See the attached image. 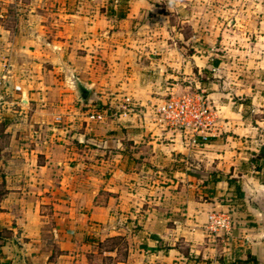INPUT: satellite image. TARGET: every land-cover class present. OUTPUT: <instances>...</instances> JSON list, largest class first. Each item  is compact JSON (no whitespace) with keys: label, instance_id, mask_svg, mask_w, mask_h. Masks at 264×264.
I'll list each match as a JSON object with an SVG mask.
<instances>
[{"label":"crops","instance_id":"crops-1","mask_svg":"<svg viewBox=\"0 0 264 264\" xmlns=\"http://www.w3.org/2000/svg\"><path fill=\"white\" fill-rule=\"evenodd\" d=\"M11 1L0 0V8ZM249 1H225L238 14L228 31H216L222 45L211 64L206 66L204 54L190 58L196 66L216 69L237 94L250 86L251 119L232 90L212 88L218 119L198 143L167 129L150 106L142 107L156 103L157 96L144 89L141 45L129 37L115 43L119 31L112 29L111 16L72 8L15 30L0 23V53L11 55L12 71L22 72L12 79L21 86L16 95L23 119L31 114L29 125L8 128L10 145L17 141V148L10 147L6 159L0 264H264V164L260 160L257 168L250 160L264 150V0ZM146 5L147 0H129L122 19L131 21ZM241 21L252 32L247 46L227 39L245 38ZM20 37L19 45L11 40ZM75 42L85 51L77 52ZM44 63L54 64L66 79L86 81L93 106L120 103V109L105 120L91 119L94 111L76 101L72 84L64 88L62 77L55 88L47 84ZM49 89L57 95L69 90L64 100L76 102L55 104L58 111L50 112ZM176 155L185 162L181 168ZM219 211L233 216L227 236L209 228V216Z\"/></svg>","mask_w":264,"mask_h":264},{"label":"rangeland","instance_id":"rangeland-1","mask_svg":"<svg viewBox=\"0 0 264 264\" xmlns=\"http://www.w3.org/2000/svg\"><path fill=\"white\" fill-rule=\"evenodd\" d=\"M59 1L22 0V3L26 5L21 3L18 4L15 0L7 2V4H4L3 7L0 8V14H3V16H0V23H2L3 26L15 30L19 26L22 28L23 25L33 24L34 22L32 21L37 18L39 19L40 16H44L45 14L59 17V14L71 12L72 8H74L75 11L83 12L89 11L96 13L99 11L113 18L114 27L112 29L119 31L117 37L114 38L115 43L118 42V40L125 41V38L129 37L134 44L137 43L136 46L141 45L139 49L143 52L142 59L145 62L143 77H145L144 79L148 82L145 84L144 89L152 93L151 95L157 96V99L154 100L156 103L150 102L149 105H144L142 107L147 110L148 106H150V111L154 113L155 118L167 129L179 131L187 135L182 129L168 126L166 122L159 119L157 113L158 104L172 95L179 96L186 93L203 92L212 106L217 109V107L214 106L213 98L209 95V93L213 91L211 90L212 88H215V91L220 93L228 89L232 90L231 96L235 98L237 103H243L242 111L251 119V87H248V92L237 94L233 89L224 86L220 77L216 75L218 72L216 69H213L210 65L206 67L213 62V59H216V48L222 45L220 42L222 37L219 36L216 31H219V28H222V31H228L227 28L232 26L230 21L231 18L235 19L238 14L237 11H233L234 6L231 7V4L226 5V0H147V5L141 7L136 16L131 17V21L128 22H125L121 18L118 9H122L121 11L126 14L129 0H82L80 2L76 1L75 3L74 0H66L67 2L64 0L61 2ZM240 5L244 6V8H251V3L249 4L248 2H242ZM241 6L236 8H240ZM2 8L5 10H2ZM244 8L242 7V9ZM246 26L249 28V23L241 21L239 28L245 27L244 30L248 31L245 38L232 39L228 37V42H234L235 40L234 43L238 45L237 42L241 41L240 45L243 46L251 44L252 32H250ZM20 38H16L15 40L11 38V40L19 45L22 42V38ZM1 41L3 44L5 43V40ZM252 41L254 40L252 39ZM77 43L78 44L75 42V50H77V52H80V50L85 51L84 48H81L82 43ZM73 44L72 41L70 45L68 44L69 51L73 48ZM202 46L204 49H201ZM133 48H135V46H133ZM197 49H201L202 51L198 52ZM204 50L205 52H203ZM195 53L207 56L206 61L208 63L206 66L204 64L196 66L193 63L195 58H190V55ZM10 56L0 53V76L5 74L6 81L5 83L3 80L0 82V200L6 193V159L8 154L11 153L9 148H15V145L17 148V141L12 142L10 145L12 138L11 130H8V128L13 126L16 127L18 124H20V126H27L31 122V114L28 118L23 119L25 110L22 109V102L19 96L16 95V93L22 92V90L17 91L14 89V86H20V83H16L12 79L14 75L17 76L22 72L12 71V66L9 62ZM5 61L10 65V71L7 74L2 70ZM105 66L110 68L107 62ZM42 68V77L47 81L48 85H53L55 88L57 78L61 77L62 80L65 81L64 84H61L64 88H68L66 82L70 83V85L72 84L69 88H72L76 92V101L85 105L87 104L86 106L83 105L82 108L89 113L94 111L92 114H96V118H91V114V119L96 121H101V119L105 120L107 118V113L110 111L115 113L120 109V103H117L115 108H109L108 104L93 106L95 105V101L91 103L88 101L92 87L87 84L86 81H79L78 79H74L71 75L66 79L62 70H56L54 64L44 63ZM243 73L246 74L247 72L243 71ZM121 74L122 72L119 70L116 75L121 76ZM78 83L83 84L90 90L85 100H82L79 95L77 90ZM167 87H175V89H168ZM243 88H247V86ZM152 90L153 92H151ZM164 90H167V93H164ZM54 91L55 90L52 89L50 94L47 95L50 96V103H53L51 105L49 104L51 107L50 112L58 111L54 109L56 108L55 104L71 105V103L73 104L76 102L64 100L66 95L70 93L69 90L61 91L59 95L54 93ZM122 91L124 92L127 90L126 88H122ZM118 92H120V90ZM128 100L129 98L126 97L124 104H127ZM133 100L134 99H132V101ZM132 103L136 104L135 101ZM126 106L129 108L128 105ZM33 123L40 125V122ZM179 155L175 156L178 160L175 163L178 168H181L185 162L181 160V155ZM189 163L192 169H197L192 159H190Z\"/></svg>","mask_w":264,"mask_h":264},{"label":"built area","instance_id":"built-area-1","mask_svg":"<svg viewBox=\"0 0 264 264\" xmlns=\"http://www.w3.org/2000/svg\"><path fill=\"white\" fill-rule=\"evenodd\" d=\"M9 66L5 61L2 69L4 73L10 71ZM1 80L6 82L5 74L0 76V82ZM14 89L19 91L21 86L15 85ZM157 113L161 121L166 122L168 126L182 129L194 143L205 141L214 131L218 119L217 109L203 92L172 95L158 104ZM91 118H96V114H92ZM209 221L210 230L222 236L230 234L234 222L228 211L212 213Z\"/></svg>","mask_w":264,"mask_h":264},{"label":"trees","instance_id":"trees-1","mask_svg":"<svg viewBox=\"0 0 264 264\" xmlns=\"http://www.w3.org/2000/svg\"><path fill=\"white\" fill-rule=\"evenodd\" d=\"M122 9H118V12H119V15L121 16V18L125 17V13L121 11ZM253 163H255L256 167L257 168H261L262 164H260V160H262L264 164V150H260L258 153L254 154L252 159H250ZM228 181H229V184H234V182L236 181L235 178H230L228 177ZM235 193L238 195V196H241V190L240 188L236 185V188H235Z\"/></svg>","mask_w":264,"mask_h":264},{"label":"water","instance_id":"water-1","mask_svg":"<svg viewBox=\"0 0 264 264\" xmlns=\"http://www.w3.org/2000/svg\"><path fill=\"white\" fill-rule=\"evenodd\" d=\"M77 90L82 100H85L90 92V90L81 83L77 84Z\"/></svg>","mask_w":264,"mask_h":264}]
</instances>
